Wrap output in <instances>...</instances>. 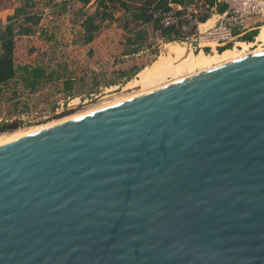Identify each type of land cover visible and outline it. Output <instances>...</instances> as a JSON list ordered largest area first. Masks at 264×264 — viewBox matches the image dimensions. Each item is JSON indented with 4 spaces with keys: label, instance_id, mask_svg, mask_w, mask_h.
I'll list each match as a JSON object with an SVG mask.
<instances>
[{
    "label": "water",
    "instance_id": "obj_1",
    "mask_svg": "<svg viewBox=\"0 0 264 264\" xmlns=\"http://www.w3.org/2000/svg\"><path fill=\"white\" fill-rule=\"evenodd\" d=\"M0 264H264V50L0 144Z\"/></svg>",
    "mask_w": 264,
    "mask_h": 264
},
{
    "label": "rangeland",
    "instance_id": "obj_2",
    "mask_svg": "<svg viewBox=\"0 0 264 264\" xmlns=\"http://www.w3.org/2000/svg\"><path fill=\"white\" fill-rule=\"evenodd\" d=\"M83 1L36 5L26 0L5 24L0 22L1 31L12 23L17 32L15 63L39 64L46 70L34 85L24 82L19 74L0 86V135L46 124L140 90L141 86L127 84L140 69L166 53L169 42H181L190 49L167 31L156 33L153 22L144 28L134 18L135 11L142 10L135 4L140 0ZM13 3L0 0V8ZM88 16H93L95 25L91 41L85 40ZM140 30L147 32L146 38L134 43ZM160 38L166 44L156 56L152 53ZM246 41L249 50L264 47L254 37Z\"/></svg>",
    "mask_w": 264,
    "mask_h": 264
},
{
    "label": "built area",
    "instance_id": "obj_3",
    "mask_svg": "<svg viewBox=\"0 0 264 264\" xmlns=\"http://www.w3.org/2000/svg\"><path fill=\"white\" fill-rule=\"evenodd\" d=\"M179 4L169 2V7H158L156 2L147 4L146 0L136 2V6H145L153 16V25L159 24L156 33L172 29L171 37L181 40L189 48L197 52L200 50H220L223 47L234 46L243 39L244 33L251 26L249 22L257 19V27L264 25V0H177ZM225 6L219 20L208 28L202 29V17L218 13L219 7ZM145 26L147 23L141 22ZM161 39V38H160ZM163 39L157 43L158 55ZM161 43V44H160Z\"/></svg>",
    "mask_w": 264,
    "mask_h": 264
},
{
    "label": "bare ground",
    "instance_id": "obj_4",
    "mask_svg": "<svg viewBox=\"0 0 264 264\" xmlns=\"http://www.w3.org/2000/svg\"><path fill=\"white\" fill-rule=\"evenodd\" d=\"M217 17H219L217 13H212L207 21L202 22V29L208 28L209 26L216 23L218 20ZM255 38L257 42L264 43V26L261 27ZM249 44L250 43L246 40H238L236 45L232 47L225 48L222 51L214 48L211 53H208L204 50L195 52L192 49H188V46L185 47L181 42H169L166 45L168 51L166 53H161L151 64L142 68L138 72L137 76L130 80V82L127 84L132 88L141 86L140 90L127 95L124 94L122 96H117L114 99L102 102L101 104H98L97 106L87 110H80V112L58 120H53L52 122L46 124L36 125L27 129L17 130L10 134L0 135V144L34 133L46 127L69 120L79 116L80 114L82 115L108 104L146 93L147 91L162 87L181 78L214 68L254 52L264 50V47L249 50Z\"/></svg>",
    "mask_w": 264,
    "mask_h": 264
},
{
    "label": "trees",
    "instance_id": "obj_5",
    "mask_svg": "<svg viewBox=\"0 0 264 264\" xmlns=\"http://www.w3.org/2000/svg\"><path fill=\"white\" fill-rule=\"evenodd\" d=\"M177 1V0H175ZM157 4L158 7H169V0H146L147 4H152L155 3ZM141 7V6H138ZM142 10H136L134 14V18L138 21L145 23H150L153 22V16L151 13L148 12V9L143 6L141 7ZM225 7L221 8V11H223ZM209 18V15H205L202 17V21L205 22ZM140 22V23H141ZM84 27L85 30L87 31V37L85 40L91 41L93 39V30L95 29L94 25V19L93 16H88L86 20L84 21ZM154 27L156 29H159V24L157 22L154 23ZM164 31H167L170 35V33L173 32L172 29H166ZM17 32H15V28L13 27V24L10 23L6 25L5 29L3 31L0 30V86L9 83L10 81L14 80L15 78L18 77V75H21V79L24 82H27L30 85H34L37 81H40L43 79L46 70L43 66L39 64L35 65H18L15 63V58H14V50H15V35ZM147 32L144 30H140L133 42H138L142 41V39L146 38ZM257 35V32L250 36H244L242 37L244 40H248L249 37H254ZM171 36V35H170ZM141 38V39H140ZM131 42V41H130ZM232 47V46H228ZM228 47H223L220 49V51L224 50L225 48ZM144 68V67H143ZM3 129L0 128V132H2Z\"/></svg>",
    "mask_w": 264,
    "mask_h": 264
},
{
    "label": "crops",
    "instance_id": "obj_6",
    "mask_svg": "<svg viewBox=\"0 0 264 264\" xmlns=\"http://www.w3.org/2000/svg\"><path fill=\"white\" fill-rule=\"evenodd\" d=\"M30 3H36V5H48V4H50V3H54V2H57L58 0H28ZM65 1H71V0H65ZM72 1H79V0H72ZM25 2H26V0L23 2V0H14V3H13V5H11L12 7H5V6H3L2 8H0V15H2V16H0V22H2V23H4L5 24V22H6V20L8 19V17L10 16V15H12V14H14L15 13V11H16V9H17V7H19L20 5H22L23 3L25 4ZM84 2V4H88L90 1L89 0H84L83 1ZM169 2L170 3H174V4H179L177 1H175V0H169ZM222 7H225V6H220L219 7V12L217 13L218 15L221 13V12H223V11H221V8ZM219 18H220V15H219V17H218V20H219ZM217 20V21H218ZM141 22V21H140ZM141 24V23H140ZM249 24H250V28L249 29H247V31L244 33V35H243V37L244 36H250V35H252V34H254L255 32H258L259 33V31H260V29H261V27H257L256 28V25L258 24L257 23V19L256 20H251L250 22H249ZM257 33V34H258ZM256 36H254V38H255ZM241 40H244V39H241ZM20 65H26V64H20ZM141 70V69H140ZM139 72V71H138Z\"/></svg>",
    "mask_w": 264,
    "mask_h": 264
}]
</instances>
